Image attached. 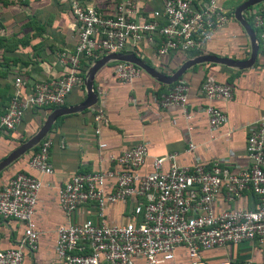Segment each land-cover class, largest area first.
<instances>
[{"label": "built area", "instance_id": "built-area-1", "mask_svg": "<svg viewBox=\"0 0 264 264\" xmlns=\"http://www.w3.org/2000/svg\"><path fill=\"white\" fill-rule=\"evenodd\" d=\"M59 2L67 6L73 32L72 48H61L55 55L63 73L33 83L25 95L20 91L23 82L16 77L11 96L0 113V132L15 131L27 110L63 107L68 94L84 84L82 64L90 67L111 54L130 52L137 56L141 43L154 47L159 57L170 53L199 56L231 19L218 0H163L160 9L145 17L132 0L116 1L110 15L78 0ZM250 18L256 30L255 44L264 49V12L253 13ZM140 74L139 67L127 62L116 61L112 68L114 79L122 84L131 83ZM92 91L97 97L101 95L98 89ZM187 92V82L180 77L153 103L160 110L178 107L189 120ZM198 92L207 101L203 109L207 129L215 132L227 121L225 112L215 103L230 101L232 87L206 75ZM90 109L91 132L96 136L98 126L105 122L104 111L96 104ZM50 146L46 137L39 141L28 157L29 168L41 175L52 173L48 162ZM194 148L188 142L186 152ZM146 157L147 144H135L117 155H109V168L73 173L56 188L57 204L66 224L54 231V252L63 264H135V259L144 264H163L181 247L186 250L189 264H210L201 252L241 242L264 245V114L246 128L245 163L236 172L228 171L219 161L207 167L195 159L192 166H183L172 152L153 157L150 171L142 173ZM107 178L113 179L108 193L104 191ZM40 188L41 181L25 173H16L0 185V218L22 225L15 247L0 250V264H22L24 253L36 250L39 231L33 214ZM246 191L256 198L253 209L213 212L212 204L219 194L232 203ZM108 204H129L125 223L105 222L104 208ZM84 205L92 207L90 217L75 218ZM215 264L264 262L224 258Z\"/></svg>", "mask_w": 264, "mask_h": 264}, {"label": "crops", "instance_id": "crops-1", "mask_svg": "<svg viewBox=\"0 0 264 264\" xmlns=\"http://www.w3.org/2000/svg\"><path fill=\"white\" fill-rule=\"evenodd\" d=\"M78 1L84 5H93L110 15L118 0ZM132 1L142 17L160 9L163 2ZM218 1L231 15V19L206 44L201 55L246 60L250 51L249 40L232 14L236 5L245 0ZM259 11L264 12V1L244 11L243 18L246 20ZM69 16L67 6L59 0L0 3V113L11 96L16 77L23 82L20 91L25 95L33 83L57 78L63 73V69L56 64L55 55L59 49H71L73 46ZM251 29L253 30L252 27ZM7 44L15 47L11 48L12 45ZM137 54L132 55L164 76H170L182 63L198 57L183 53L159 57L154 47L144 43L139 45ZM115 62L103 65L93 77L92 88L98 89L101 94L96 96L93 105L100 106L105 116V122L98 126L96 136L91 132L93 111L90 108L61 116L53 122L45 135L51 141L48 157L51 174L41 175L29 168L27 161L33 148L0 171V185L5 184L16 172L28 173L41 181L33 214L39 231L37 248L32 253H24L22 264H63L54 252V231L66 224L57 204L56 188L73 173L109 168V155H117L138 143L147 144V157L141 168L142 173L150 171L153 157L172 152L177 154L178 163L187 167L192 166L195 159L207 167L219 161L228 171L236 172L245 163L246 128L264 114V49L258 47L255 60L249 68L236 69L221 64L202 63L187 69L181 78L188 85L186 113L191 116L189 120L185 119L178 107L170 106L160 110L154 105L155 97L166 91L171 84L158 83L141 69L140 76L131 83H119L112 75ZM82 66L85 76L89 67L85 64ZM206 75H211L220 83L229 84L233 90L230 101L215 103L227 117L226 123L215 132L207 129L203 112L207 101L198 92ZM84 97L83 84L68 94L63 107H75ZM52 110H27L15 131L0 132V161L31 137ZM188 142L195 146L192 152H186ZM98 143L104 144V148H98ZM112 185L113 179H105L104 191L108 193ZM256 202L255 196L247 191L232 203H227L221 193L213 202L212 210L216 213L222 209H253ZM91 211L90 205H84L77 211L75 218L90 217ZM128 217L129 204H108L104 208V220L109 225L123 224ZM21 235L20 223L0 218V250L14 248ZM200 255L210 264L224 258L264 262V245L255 241L241 242L206 250ZM135 264L144 262L135 259ZM163 264H189L186 250L182 247L176 249L173 258Z\"/></svg>", "mask_w": 264, "mask_h": 264}, {"label": "water", "instance_id": "water-1", "mask_svg": "<svg viewBox=\"0 0 264 264\" xmlns=\"http://www.w3.org/2000/svg\"><path fill=\"white\" fill-rule=\"evenodd\" d=\"M263 1L264 0H245L242 3H240L238 6H236L232 12L234 20L241 26V28L243 29L244 33L246 34L249 40L250 51H249V56L246 60L236 61L232 59L214 57L211 55H201L182 63L180 67L176 71H174L170 76H164L154 71L153 69L147 67L140 59H138L132 54H111L104 56L98 61L94 62V64L88 68L84 76L85 97L83 101L75 107H61V108L53 109L46 116L45 120L43 121L39 129L31 137H29L26 141H24L18 147L13 149L4 159L0 161V171L5 169L8 165H10L16 159L24 155L26 152L34 148L39 143V141L45 137L51 125L57 118L64 115H70V114L82 112L90 108L95 103L96 95L92 91L93 77L96 71L108 62L122 61L133 64L139 67L144 73L150 75L158 83L165 85H170L174 83L184 74V72L187 69L202 63L221 64L236 69L249 68L250 66H252L255 60L258 47L255 44V39H256L255 33L251 29L247 21L243 18V12L249 9L250 7Z\"/></svg>", "mask_w": 264, "mask_h": 264}, {"label": "trees", "instance_id": "trees-1", "mask_svg": "<svg viewBox=\"0 0 264 264\" xmlns=\"http://www.w3.org/2000/svg\"><path fill=\"white\" fill-rule=\"evenodd\" d=\"M246 21H247V23L249 24V26L252 27V24H251V18H247ZM253 30H254V29H253ZM254 31L256 32V30H254ZM27 154H28V153H27ZM16 173H17V172H16ZM16 173H14L13 175H15ZM19 173H20V172H19ZM21 173H22V172H21ZM23 173H24V172H23ZM25 174L29 175L28 173H25ZM13 175H12V176H13ZM12 176H11V177H12ZM11 177H10V178H11Z\"/></svg>", "mask_w": 264, "mask_h": 264}, {"label": "rangeland", "instance_id": "rangeland-1", "mask_svg": "<svg viewBox=\"0 0 264 264\" xmlns=\"http://www.w3.org/2000/svg\"><path fill=\"white\" fill-rule=\"evenodd\" d=\"M238 4H239V3H238ZM238 4H237V5H238ZM237 5H236V6H237ZM4 45H6V44H4ZM7 45H8V46H10V45H12V44H10V45H9V44H7ZM14 47H15V46H13V45L11 46V48H14Z\"/></svg>", "mask_w": 264, "mask_h": 264}]
</instances>
